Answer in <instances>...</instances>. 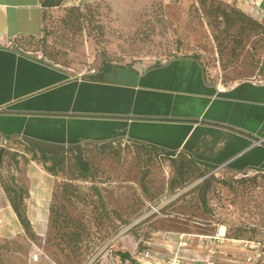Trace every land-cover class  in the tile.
Returning <instances> with one entry per match:
<instances>
[{
	"label": "rangeland",
	"instance_id": "374dc122",
	"mask_svg": "<svg viewBox=\"0 0 264 264\" xmlns=\"http://www.w3.org/2000/svg\"><path fill=\"white\" fill-rule=\"evenodd\" d=\"M73 7L82 15L70 12ZM243 12L262 28H247L242 34L239 26L226 31V24L211 18L200 0H85L49 13L41 37L17 43L25 54L77 78L98 76L107 63L146 69L190 56L198 57L213 85L264 83V16ZM26 143L0 138V149L24 153ZM80 148L90 172L85 176L77 165L79 152H62L63 170L49 177L55 190L51 220L47 208H31L29 218L38 238L32 241L25 235L0 242V264H134L121 259L119 252H129L135 264H141L137 257L144 250L156 258L176 252L173 241V252L158 245L160 231L215 235L222 226L227 229L224 243L226 238L264 239L261 172L211 169L188 162L183 154L170 157L128 140L85 143ZM3 160L5 180L14 176L30 197L24 159L18 167L10 156ZM176 163L190 168L186 179L173 184L178 180ZM40 181L37 176L35 186ZM204 181L211 185L205 203L199 188ZM192 246L189 254L198 251L196 244Z\"/></svg>",
	"mask_w": 264,
	"mask_h": 264
},
{
	"label": "crops",
	"instance_id": "0c3cea01",
	"mask_svg": "<svg viewBox=\"0 0 264 264\" xmlns=\"http://www.w3.org/2000/svg\"><path fill=\"white\" fill-rule=\"evenodd\" d=\"M82 1L0 0L1 139L35 140L67 148L128 140L164 152H183L202 164L218 167L226 163L222 168L235 174H264V140L253 144L264 136V83L213 85L198 59L178 56L146 69L125 67L138 73L136 85L129 86L117 82V75L104 80L106 73L77 78L22 52L18 38L43 35L44 9L57 10ZM238 4L253 16H264V0L260 7H245L242 0ZM48 95L52 101L41 103ZM26 169L31 184L26 199L28 216L31 208H47L49 218L55 191L49 183L51 174L38 161L31 160ZM37 176L39 186H35ZM42 222L45 224V216ZM216 232L226 235L227 229L219 226ZM169 233L172 240L158 239V245L173 252L176 245L170 242L178 245L180 232ZM23 236V227L0 183V242ZM195 242L187 248L178 246L176 252L189 254ZM240 249V240L226 238L217 264H241Z\"/></svg>",
	"mask_w": 264,
	"mask_h": 264
},
{
	"label": "trees",
	"instance_id": "16d2710c",
	"mask_svg": "<svg viewBox=\"0 0 264 264\" xmlns=\"http://www.w3.org/2000/svg\"><path fill=\"white\" fill-rule=\"evenodd\" d=\"M201 4L206 8L207 14L217 20V21H222V23L226 24V31H229L232 28H238V31H240V34L244 32L247 28L250 30H258L262 28V24H260L257 20L253 19L251 16L247 15L245 12H243V9L239 6L237 1H232V2H227L224 0H200ZM67 8V7H63ZM55 10H48L44 9L43 11V34L45 33V21L46 17L49 13L54 12ZM70 12H74L77 14L82 15V12L79 7H73L70 8ZM70 21V20H68ZM21 38H29V39H36L34 36H29V37H21ZM18 38L17 40L21 39ZM16 40V41H17ZM19 45V43H18ZM198 59V57H195ZM113 68H115L113 65L110 64H105L103 66V70L101 73H107L111 71ZM1 137V136H0ZM27 150L26 152H19L17 150H14L12 148L9 149H4L2 156L0 158V183L8 197V200L10 202V205L12 206L13 210L15 211L20 224L23 227L25 235L32 241H35L38 236L33 228L32 222L28 216V208L26 204V199L29 198V189L22 186V184L19 185L18 179H16L14 176L10 177L8 181L5 180L1 169L4 167V160L3 157H8L10 156V160L15 163L16 167H18L21 164L20 159L23 158L24 161L23 163L27 165L31 160L32 161H38L41 163L44 167V169L51 175L53 176H58V174L63 170V165L65 162V157L59 156L55 157L54 155L50 154L49 152H43L38 146H33L31 143L27 142ZM144 146H148L154 150H157L161 153H166L168 156L173 157L176 154H183L186 157H188L185 153L180 152H164L154 146H149L147 144H142ZM70 151H74L73 148L69 149ZM2 149H0V152ZM28 154L31 155V157H28ZM188 162L196 164V165H201L203 167H208L211 169L217 168V166L213 165H208V164H202L196 162L194 159L188 157ZM76 162L77 165L79 166L80 170L82 173H84L85 176H87L88 172H90V167L89 164L86 161H82V159L79 158L78 155H76ZM189 166L186 164H180L178 165L176 163V173L178 174V180L174 181L173 184L177 183L179 180L183 181L184 179L187 178L189 175ZM210 182L204 181L200 186V190L202 188V193L200 194V198L202 201L205 203V198L206 194L210 189ZM55 192V191H54ZM54 198V194L52 197V200ZM53 214V204L52 201L50 203V209H49V217L50 220L52 218ZM181 215L182 217L186 218L184 215L181 213L178 214ZM50 225V223H49ZM229 237V236H228ZM257 236L251 237V238H235L238 240H245V239H256ZM145 241V240H143ZM150 241V240H149ZM120 258L123 259L124 261H132V263H136L135 260L131 257L129 252H119Z\"/></svg>",
	"mask_w": 264,
	"mask_h": 264
},
{
	"label": "built area",
	"instance_id": "2783aa9c",
	"mask_svg": "<svg viewBox=\"0 0 264 264\" xmlns=\"http://www.w3.org/2000/svg\"><path fill=\"white\" fill-rule=\"evenodd\" d=\"M225 1V0H224ZM238 0H229L232 2ZM243 6L252 8L260 7L262 0H242ZM157 212L160 211L154 208ZM158 235L163 241H171L172 234L169 232H158ZM178 246L187 248L193 240H197L196 244L198 251L194 254H181L179 251L172 254L166 259L156 258L150 250L141 252L137 261L141 264H217V259L221 253V248L224 244L225 235L219 232L215 235H195L179 233ZM241 249L243 251V259L241 264H264V239L257 237L256 239L240 240ZM149 245V243H148Z\"/></svg>",
	"mask_w": 264,
	"mask_h": 264
},
{
	"label": "water",
	"instance_id": "95a60500",
	"mask_svg": "<svg viewBox=\"0 0 264 264\" xmlns=\"http://www.w3.org/2000/svg\"><path fill=\"white\" fill-rule=\"evenodd\" d=\"M115 75L118 76L119 79L116 81L119 83L129 85V86L130 85L131 86L136 85L137 78H138L137 72H133V71L130 72L125 67L119 66V67H115L111 71L107 72L104 80H107V79L113 80V78H114L113 76H115ZM45 101H48V102L52 101L51 95L43 97L40 102L42 103ZM158 120L170 121L169 119H158ZM263 140H264V136L256 139L253 142V144L258 143V142H262ZM30 143L33 146H38L41 149V151H43V152H49V153L54 154L55 157H59L60 154L67 148L66 146H57V145H53V144H49V143H45V142H41V141H35V140H30ZM80 147H81V145H77V146H74L73 148L77 152H79V158L81 159V154H80L81 148ZM3 151H4V149H2V151H1V156H2ZM224 166H226V163L222 164L221 166H218L217 168L224 167Z\"/></svg>",
	"mask_w": 264,
	"mask_h": 264
},
{
	"label": "flooded vegetation",
	"instance_id": "af4514ba",
	"mask_svg": "<svg viewBox=\"0 0 264 264\" xmlns=\"http://www.w3.org/2000/svg\"><path fill=\"white\" fill-rule=\"evenodd\" d=\"M114 67H118V66H114ZM123 67H126V66H123ZM129 68V67H128ZM131 69H133V67L131 68ZM101 74H104V73H101ZM70 148H66L64 151H63V153L65 152V151H68ZM74 149V148H73ZM75 150V149H74ZM62 154V153H61ZM60 154V155H61ZM52 155H54V154H52Z\"/></svg>",
	"mask_w": 264,
	"mask_h": 264
}]
</instances>
